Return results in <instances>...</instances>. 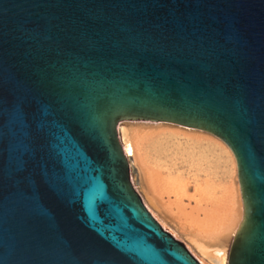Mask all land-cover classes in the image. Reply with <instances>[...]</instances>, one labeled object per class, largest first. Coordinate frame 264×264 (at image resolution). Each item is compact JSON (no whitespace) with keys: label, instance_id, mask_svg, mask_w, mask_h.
<instances>
[{"label":"water","instance_id":"obj_1","mask_svg":"<svg viewBox=\"0 0 264 264\" xmlns=\"http://www.w3.org/2000/svg\"><path fill=\"white\" fill-rule=\"evenodd\" d=\"M231 151L225 264H264V0H0V264H203L143 205L117 125Z\"/></svg>","mask_w":264,"mask_h":264},{"label":"rangeland","instance_id":"obj_2","mask_svg":"<svg viewBox=\"0 0 264 264\" xmlns=\"http://www.w3.org/2000/svg\"><path fill=\"white\" fill-rule=\"evenodd\" d=\"M137 127L140 130L148 131L150 136L132 150L125 143L126 141L124 142L123 132L125 133V130L129 132ZM118 136L121 139L120 142L125 155L129 156L128 163L132 166V170L130 169L129 171V179L132 185L146 205H149L148 208L150 207L149 209L154 213V216L158 219L157 221H160L159 223L175 238L186 245L188 244L187 249L189 251L191 250L197 254L193 247L189 245L187 238L183 235V231L179 228L178 222L180 221L175 218L179 213H184L186 216L189 215L192 219H201L208 210L213 209V203L223 209L232 201L238 207L237 211L240 214L239 189L236 181L235 166L225 145L217 137L202 130L183 125L161 121L149 122L146 120L122 121L119 125ZM146 164L149 169L152 170L154 167L156 172L159 171V173H156L153 169V172L157 175L159 174L158 176L162 179H166L165 176L167 174L165 175V172H168L172 178L169 179V182L168 179L164 181V186L169 189V194H163L159 197L161 198V203L167 207L166 210H169L168 213L174 216L173 220L164 218L147 202V196L138 174L139 166ZM162 183L160 181L161 186ZM209 206L210 208H208ZM239 214H237V219H239ZM231 233L232 231L227 234V239L223 243L225 250L227 249Z\"/></svg>","mask_w":264,"mask_h":264},{"label":"bare ground","instance_id":"obj_3","mask_svg":"<svg viewBox=\"0 0 264 264\" xmlns=\"http://www.w3.org/2000/svg\"><path fill=\"white\" fill-rule=\"evenodd\" d=\"M149 122H157V121H149ZM120 123L117 125V134L119 133ZM125 131H126L125 133L123 132V140L125 139L124 142L126 141L125 143H127L128 146H130L132 150L135 149V146L137 145L139 146L140 142H142L143 140L145 141V139L148 136H150L148 131L140 130L138 127L131 129L129 132L127 130ZM118 138L121 141L119 136ZM223 144L225 145V143ZM121 148L125 155L122 144H121ZM225 148L227 152H229V155L231 156L233 163H234V158H233L231 151L226 145H225ZM143 164H144V161H143ZM159 165H161V163H159ZM146 166L147 164L144 166H139L138 174L140 176V181L143 185V188L147 196V202L164 218H166L167 220H173L174 216H171V214L168 213L169 210L168 211L166 210L167 207H165V205L161 203L160 201L161 198L159 197L163 194H166V195L169 194V189H167L166 186H164L165 185L164 181L168 179V182H169V179H172V178L171 176H169L170 174H168V172H165V175L167 174V176H165L166 179L164 180L158 176L159 174L158 175L155 174L156 171L154 167L153 169L155 172H153V169L151 170ZM234 166H235V163H234ZM150 168H152V166H150ZM156 173H159V171ZM160 181L161 183L163 182L162 186L160 184ZM160 187L161 188L163 187V188L161 189ZM141 200H142L143 205L146 207V209L152 213V211L149 209L150 207L148 208L149 205L147 206L142 198ZM210 206L208 208H210ZM214 206H215V203H213V209H211L210 211L207 209L208 211L206 215L201 219L200 218L192 219L190 218L191 216L190 217L189 215L186 216V214L184 213H179V215L175 217L177 218L178 221H180L178 222L179 228L183 231V235L187 238L189 245L193 247V250H195L197 254L193 253L191 250H190V253L193 254L194 257L203 264H225L224 259H225L226 250L223 246V243L227 239V234L233 231V228L235 227V224L238 220L237 219V214H239V212L237 211L238 207L235 206L232 201L231 203H228V205L226 206L224 205L225 207H223V209H220V206H215V208ZM158 213L157 215H159ZM151 215L156 219V217L154 216V213H152ZM183 244L186 247L188 245V244L186 245L185 243Z\"/></svg>","mask_w":264,"mask_h":264}]
</instances>
